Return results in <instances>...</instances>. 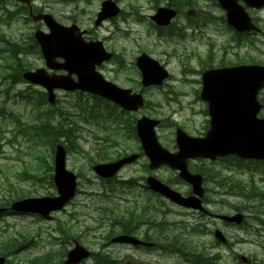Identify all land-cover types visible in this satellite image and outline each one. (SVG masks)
I'll use <instances>...</instances> for the list:
<instances>
[{"label": "rangeland", "instance_id": "1", "mask_svg": "<svg viewBox=\"0 0 264 264\" xmlns=\"http://www.w3.org/2000/svg\"><path fill=\"white\" fill-rule=\"evenodd\" d=\"M102 0H31L32 5L50 13L62 24H77L87 31L94 40H102L115 54L116 60L101 67L104 78L119 87L136 86L139 77L132 66L134 58L139 53H145L162 64H166L169 80L160 89H149L145 93L147 102H150L144 115L158 120L156 134L161 145L166 149L174 146V131L176 127L184 128L189 135H199L205 130V104L199 99L200 76L202 66H206L208 53H212L216 67L217 62H238V59L255 61L264 64V9L250 10L248 15L256 22L262 34H250L248 38L235 40L223 21L224 12L215 7L211 0H193L188 5H180V16L175 20L174 28L180 30V38H157L148 17L154 13L155 5H164L166 0H114L122 10V15L107 21L99 27L94 26V19ZM195 1V3H193ZM15 5L23 7L19 0H0V49L8 47L7 43L15 44L23 50L9 47L4 49L5 58L0 60V66L6 64L5 70H0V81L7 75L16 74V70H32L42 67L43 62L37 55L36 48L27 50L31 40V26L26 23L25 11L11 12ZM6 9V12L2 10ZM185 15L189 17L192 28L187 26ZM33 25V24H32ZM173 28V29H174ZM41 29L45 30L41 24ZM88 36V35H87ZM23 51L21 54H18ZM4 56V55H3ZM17 58L22 59L19 62ZM210 59V61L212 60ZM209 61V62H210ZM241 61V60H240ZM243 63H248V62ZM242 62V61H241ZM239 63V62H238ZM12 80V78H10ZM16 80V79H15ZM33 90H39L34 89ZM30 91L24 81L7 90V94L0 91V208H8L10 203L19 198H39L51 196L55 193L52 184L53 142L57 137L37 136L31 139L30 135L22 133L28 127L31 115L35 113L33 99L25 100L19 91ZM198 91V95L196 94ZM264 99V90L259 94ZM58 107H64L70 118L79 125L75 135L81 151L74 149L67 155V168L79 174L78 193L66 208L53 214L52 221H44L38 217L20 214H5L0 216V245L22 235V243L17 245V253H12L6 264H38L41 256L50 250H68L72 240H78L89 252L93 253L90 259L81 264H191L189 260L178 256V253L163 250L167 245H159L156 235L163 240L174 237L184 238L198 245L205 246L210 255L218 254L216 264H243L239 257L242 255L249 261L247 264H264V165L242 164L236 171L229 161L193 162L195 167L202 165L221 175L219 179H211L208 187L206 208L212 214H232L237 209L248 215L247 223L240 227L222 225L213 218L202 217L185 211L170 204L163 205L160 211L166 210L169 215H159L155 212L157 221L151 230L143 225L140 232L149 231L154 236L149 239L154 249L136 248L126 245L108 247L106 236L115 234L117 226L113 222H102L99 226V207L109 208L120 204L126 206L134 197L143 199L142 187L146 175V159L140 158L135 164L126 167L116 180L132 179L133 190L121 193L118 190L119 182L109 188L102 185L91 171L88 163L94 160L87 153L94 155L99 150L110 151L111 144L106 141L116 140L119 154L130 153L136 149L131 135L120 129L119 123H104L95 116H87L77 110V95L63 92L56 93ZM82 107L94 106V113H104L106 106L94 103L86 96H81ZM154 103H158L156 106ZM48 106V105H46ZM201 112V113H200ZM13 118V122L11 121ZM86 118V121H83ZM11 121V122H9ZM118 122L119 117L114 116ZM7 140H11L7 143ZM138 145V144H137ZM158 178L172 181L171 187L180 193L188 190L184 184L174 182V173L166 168L155 172ZM222 178L225 187L219 185ZM241 180L249 186L244 192L233 196L234 189L231 181ZM129 186V185H128ZM244 197H243V196ZM124 200L125 202H122ZM122 204V205H121ZM123 210H120V214ZM164 220V222H161ZM174 221H185L180 228ZM213 231L219 229L228 239L231 248L213 245L210 233L200 235L194 227L206 225ZM62 225L71 228L68 233H60L57 228ZM99 228L97 231L96 229ZM203 229V228H202ZM186 230V233L185 231ZM142 238V235H138ZM67 238V239H66ZM64 240V241H63ZM30 242L34 245H30ZM211 247H208L207 244ZM30 245V246H29ZM13 248V249H14ZM177 255V256H176Z\"/></svg>", "mask_w": 264, "mask_h": 264}, {"label": "water", "instance_id": "2", "mask_svg": "<svg viewBox=\"0 0 264 264\" xmlns=\"http://www.w3.org/2000/svg\"><path fill=\"white\" fill-rule=\"evenodd\" d=\"M239 1L254 9L264 7V0H217L221 8L226 11L228 25L240 33L258 31L244 9L238 5ZM117 13L118 9L114 3L104 2L96 24ZM173 16V11L158 9L152 20L157 24H166ZM37 19H42L50 29L49 35L36 34L46 66L55 70L64 69L69 75L47 77L44 71L38 70L35 73L25 74L23 76L25 79L43 85L50 93L54 88L82 89L112 99L126 109H135L137 105H141L139 96H127L128 92L122 93L94 73V65L110 57L105 54L101 44L80 43V38L76 35L78 29L75 26L62 27L54 23L49 16H39ZM56 57L62 58L64 63L59 66L54 64ZM137 66L142 72L144 86L160 85L167 77L155 61L144 55L137 59ZM72 73L77 75L78 83L70 79ZM202 83L201 98L208 104L210 118L209 131L204 139H192L177 131L178 153L170 154L158 145L152 132L154 123L142 120L137 126L140 143L150 160V167L156 168L166 164L178 170L179 176L192 185L193 193L198 196H201L202 192L201 178L188 173L187 159L195 157L214 159L217 156L236 154L244 159L264 160V120L257 118L261 106L256 100L258 91L264 87V67L251 65L207 71L202 74ZM50 97L52 99V95ZM64 157V150L57 147L54 183L58 197L21 200L11 205L12 211L37 213L44 218H49L50 212L62 209L73 196L75 188L74 176L65 171ZM131 160H134V157L112 164L99 165L93 170L97 175L109 178L117 172L119 167ZM148 183L152 190L162 194L173 203L200 210V202L194 197L184 199L154 179H149ZM224 219L239 221L240 217L234 219L224 217ZM114 241L138 243L129 237H118ZM88 255L76 245L68 253L65 264H77ZM2 262L1 259L0 264Z\"/></svg>", "mask_w": 264, "mask_h": 264}, {"label": "trees", "instance_id": "3", "mask_svg": "<svg viewBox=\"0 0 264 264\" xmlns=\"http://www.w3.org/2000/svg\"><path fill=\"white\" fill-rule=\"evenodd\" d=\"M239 62V61H238ZM250 63H255V61H251ZM66 138H70V135L68 133L65 134ZM105 216L108 217L109 219L113 220L115 223L118 225H121L120 223L122 222H127L131 225L132 222L134 223H139V226L145 222V219L143 217L145 214L143 213L144 209H140L139 214L134 211L132 208H127L125 210V214H120V212H116L115 209H105ZM152 223V221H151ZM150 223V224H151ZM60 231H62L61 228H59ZM126 232V231H125ZM172 238H177V237H172ZM167 240V239H166ZM170 245L169 249L172 252L179 253L181 256H183L186 260L188 258H191L192 261L196 264H205L208 263V259L204 257V254L201 250L197 248L196 245L190 244L185 241L178 242L176 239H168ZM19 240L17 238L12 239L10 243L8 244V247L10 250L14 247L17 246ZM6 253V251L4 252ZM3 253V254H4ZM50 260L49 256H45L43 258V261L47 262Z\"/></svg>", "mask_w": 264, "mask_h": 264}, {"label": "flooded vegetation", "instance_id": "4", "mask_svg": "<svg viewBox=\"0 0 264 264\" xmlns=\"http://www.w3.org/2000/svg\"><path fill=\"white\" fill-rule=\"evenodd\" d=\"M20 2H22V0H21ZM28 4H30V2H28ZM27 7H28V6H27ZM27 9H29V7H28Z\"/></svg>", "mask_w": 264, "mask_h": 264}]
</instances>
